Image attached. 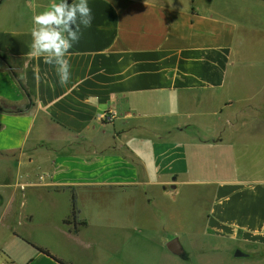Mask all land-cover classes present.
Instances as JSON below:
<instances>
[{"label":"crops","instance_id":"0c3cea01","mask_svg":"<svg viewBox=\"0 0 264 264\" xmlns=\"http://www.w3.org/2000/svg\"><path fill=\"white\" fill-rule=\"evenodd\" d=\"M53 2L0 0V264H264V0H88L63 86Z\"/></svg>","mask_w":264,"mask_h":264},{"label":"clouds","instance_id":"9594fccd","mask_svg":"<svg viewBox=\"0 0 264 264\" xmlns=\"http://www.w3.org/2000/svg\"><path fill=\"white\" fill-rule=\"evenodd\" d=\"M88 0H58L32 16L30 55L55 68L60 84L71 79L69 51L81 37V28L91 26Z\"/></svg>","mask_w":264,"mask_h":264},{"label":"rangeland","instance_id":"374dc122","mask_svg":"<svg viewBox=\"0 0 264 264\" xmlns=\"http://www.w3.org/2000/svg\"><path fill=\"white\" fill-rule=\"evenodd\" d=\"M241 94L242 93H237L238 98L242 97ZM223 125H225L224 122H223ZM187 208H189V209H186L184 211V213H182V216L185 219V221H188L189 222V225H192V226L196 227L198 225V223L200 222V219L196 217L197 214H198V212L195 209L196 206L195 205H192L190 207V205H188ZM186 214H187V217H186ZM183 225H184V223H183V219L181 217V211L178 209L177 211H174V218H173V222L171 224V227H170L169 232H173V233L175 232V233H177L176 235H172L173 237H170V238H172V239L173 238H179L181 244H184L183 243L184 242L183 241V235L184 234H181V232L183 230ZM168 226H170V223L169 222H168ZM7 253H8V255H11V256L12 255L13 256H19L20 255V251L17 248L11 246V245H9V247L7 249ZM172 257L174 259V262L181 261V259L178 258L177 256H172ZM156 258L157 259H160L161 258L162 259V264H169L170 263L169 260H166L163 257H160L158 255H156ZM2 261H3V259L0 257V263Z\"/></svg>","mask_w":264,"mask_h":264},{"label":"water","instance_id":"95a60500","mask_svg":"<svg viewBox=\"0 0 264 264\" xmlns=\"http://www.w3.org/2000/svg\"><path fill=\"white\" fill-rule=\"evenodd\" d=\"M166 248L168 249V251H170V253L179 257L180 259H183L185 257L184 251H183L181 244L179 243L177 238H173V239L169 240L166 243ZM235 254H236V256L240 255L239 252H237Z\"/></svg>","mask_w":264,"mask_h":264},{"label":"trees","instance_id":"16d2710c","mask_svg":"<svg viewBox=\"0 0 264 264\" xmlns=\"http://www.w3.org/2000/svg\"><path fill=\"white\" fill-rule=\"evenodd\" d=\"M12 76L14 77V79L16 80V82L18 83V85L20 86V88L24 89L23 88V85L20 81V79L18 78V76L12 71ZM71 219L74 218L75 216V209H74V206L72 207V211H71ZM64 224H70V223H73V221H70L69 219H65L63 221ZM39 252H42L43 254H45L46 256L54 259L55 261L59 262L60 264H63L62 262H60L59 260L55 259L54 257H52L46 250L44 249H40V248H36Z\"/></svg>","mask_w":264,"mask_h":264}]
</instances>
